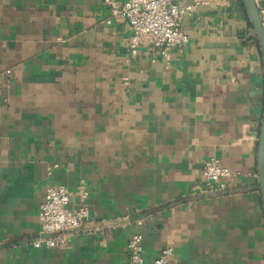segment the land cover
I'll return each mask as SVG.
<instances>
[{
	"label": "crops",
	"instance_id": "1",
	"mask_svg": "<svg viewBox=\"0 0 264 264\" xmlns=\"http://www.w3.org/2000/svg\"><path fill=\"white\" fill-rule=\"evenodd\" d=\"M195 1L168 65L131 53L104 0H0V264H127L136 232L145 264L164 247L169 264H264L261 48L242 0H175ZM212 156L234 175L202 191ZM49 182L89 216L35 248Z\"/></svg>",
	"mask_w": 264,
	"mask_h": 264
},
{
	"label": "built area",
	"instance_id": "2",
	"mask_svg": "<svg viewBox=\"0 0 264 264\" xmlns=\"http://www.w3.org/2000/svg\"><path fill=\"white\" fill-rule=\"evenodd\" d=\"M260 20L264 28V0H255ZM200 1L191 4H179L175 0H104V5L110 13L107 23L111 19L125 21L132 30L129 40L130 50L133 55L138 49L148 42L145 53L148 55L159 53L161 58L170 64L173 47H183L189 40V34L183 28L185 17L192 16ZM52 174L51 171L48 172ZM203 178L198 189L212 190L216 183L223 178H228L234 173L221 164L215 156L206 159L203 168ZM82 199L87 198V191L79 190ZM72 193L64 184L49 182L45 189L44 202L39 211V220L42 225V239L32 242L35 248H54L67 245L70 241V231L81 227L89 216V207L86 204L78 209L70 208ZM174 250L164 247L158 256L148 264H169ZM127 264H145L143 257V235L136 232L128 242Z\"/></svg>",
	"mask_w": 264,
	"mask_h": 264
},
{
	"label": "water",
	"instance_id": "3",
	"mask_svg": "<svg viewBox=\"0 0 264 264\" xmlns=\"http://www.w3.org/2000/svg\"><path fill=\"white\" fill-rule=\"evenodd\" d=\"M242 1L246 9L247 15L249 17L250 23L255 31L264 61V28L260 20V16L255 0H242ZM257 165H258V177H259L260 189L264 204V114L260 129Z\"/></svg>",
	"mask_w": 264,
	"mask_h": 264
}]
</instances>
